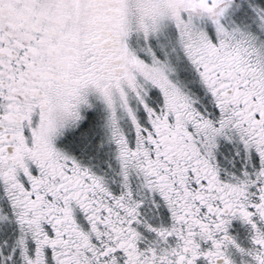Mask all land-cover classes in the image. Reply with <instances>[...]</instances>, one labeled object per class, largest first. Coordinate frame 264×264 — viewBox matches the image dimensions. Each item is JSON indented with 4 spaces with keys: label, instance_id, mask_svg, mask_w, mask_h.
I'll return each mask as SVG.
<instances>
[{
    "label": "snow or ice",
    "instance_id": "1",
    "mask_svg": "<svg viewBox=\"0 0 264 264\" xmlns=\"http://www.w3.org/2000/svg\"><path fill=\"white\" fill-rule=\"evenodd\" d=\"M0 264H264V0H0Z\"/></svg>",
    "mask_w": 264,
    "mask_h": 264
},
{
    "label": "rangeland",
    "instance_id": "2",
    "mask_svg": "<svg viewBox=\"0 0 264 264\" xmlns=\"http://www.w3.org/2000/svg\"><path fill=\"white\" fill-rule=\"evenodd\" d=\"M139 11V9H137Z\"/></svg>",
    "mask_w": 264,
    "mask_h": 264
}]
</instances>
